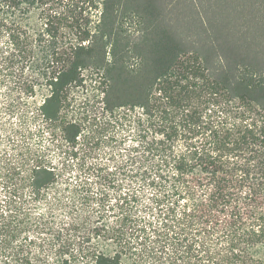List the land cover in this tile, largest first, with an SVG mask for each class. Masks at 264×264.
I'll return each instance as SVG.
<instances>
[{
  "label": "trees",
  "instance_id": "16d2710c",
  "mask_svg": "<svg viewBox=\"0 0 264 264\" xmlns=\"http://www.w3.org/2000/svg\"><path fill=\"white\" fill-rule=\"evenodd\" d=\"M54 1L0 0V264H264L262 51Z\"/></svg>",
  "mask_w": 264,
  "mask_h": 264
},
{
  "label": "rangeland",
  "instance_id": "374dc122",
  "mask_svg": "<svg viewBox=\"0 0 264 264\" xmlns=\"http://www.w3.org/2000/svg\"><path fill=\"white\" fill-rule=\"evenodd\" d=\"M63 1V4H60L58 0L51 4L54 9L56 7L65 9V4L71 3L72 0ZM161 1H166V16L169 22L178 28V33L185 37L187 43H248L254 49L262 51L258 54L264 59V0ZM36 11L33 10L28 16L22 15L23 13L15 16L23 30H37L41 26V18ZM88 16L89 19L97 21L100 14H94L92 10ZM125 27L128 28L129 25ZM35 53V58L41 56L37 47ZM91 73L92 71L89 70L85 75ZM95 85L97 86L95 83L88 82L85 88L75 90L74 95L80 97L84 93H91ZM36 98L40 101L41 95L38 94ZM2 101L0 94V103ZM7 124H9L8 121Z\"/></svg>",
  "mask_w": 264,
  "mask_h": 264
}]
</instances>
